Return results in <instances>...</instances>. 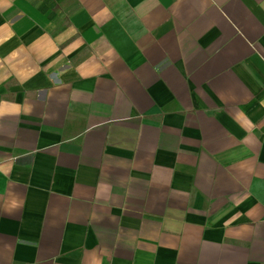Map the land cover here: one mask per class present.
Masks as SVG:
<instances>
[{"label":"crops","instance_id":"obj_1","mask_svg":"<svg viewBox=\"0 0 264 264\" xmlns=\"http://www.w3.org/2000/svg\"><path fill=\"white\" fill-rule=\"evenodd\" d=\"M0 264H264V0H0Z\"/></svg>","mask_w":264,"mask_h":264}]
</instances>
